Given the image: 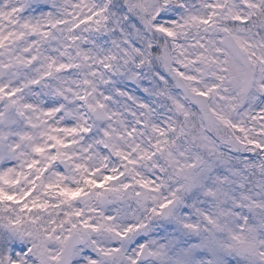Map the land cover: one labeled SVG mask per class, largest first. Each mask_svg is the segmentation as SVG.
I'll return each mask as SVG.
<instances>
[{"label": "snow or ice", "instance_id": "1", "mask_svg": "<svg viewBox=\"0 0 264 264\" xmlns=\"http://www.w3.org/2000/svg\"><path fill=\"white\" fill-rule=\"evenodd\" d=\"M0 264H264V0H0Z\"/></svg>", "mask_w": 264, "mask_h": 264}]
</instances>
